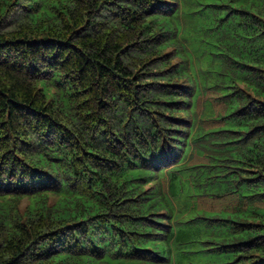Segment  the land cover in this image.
<instances>
[{
  "label": "trees",
  "instance_id": "16d2710c",
  "mask_svg": "<svg viewBox=\"0 0 264 264\" xmlns=\"http://www.w3.org/2000/svg\"><path fill=\"white\" fill-rule=\"evenodd\" d=\"M0 264H264V0H0Z\"/></svg>",
  "mask_w": 264,
  "mask_h": 264
},
{
  "label": "rangeland",
  "instance_id": "374dc122",
  "mask_svg": "<svg viewBox=\"0 0 264 264\" xmlns=\"http://www.w3.org/2000/svg\"><path fill=\"white\" fill-rule=\"evenodd\" d=\"M210 99L212 101V105H213V110L214 111H221L223 106L221 104H217L214 100H213V95H204V97L202 98L204 99ZM215 123V121L213 120H208L206 121V124H213ZM224 202H226L224 199H212V198H208V197H201L198 199V205L201 208H205L207 210H216L218 208H220L221 206H223ZM27 204V199H23L21 204H20V210H23L25 205Z\"/></svg>",
  "mask_w": 264,
  "mask_h": 264
}]
</instances>
